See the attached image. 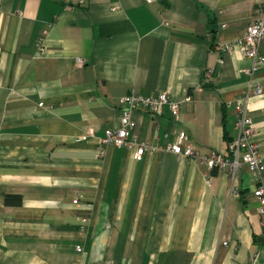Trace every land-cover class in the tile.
<instances>
[{"label": "crops", "instance_id": "crops-1", "mask_svg": "<svg viewBox=\"0 0 264 264\" xmlns=\"http://www.w3.org/2000/svg\"><path fill=\"white\" fill-rule=\"evenodd\" d=\"M262 7L0 0V264H264L247 166L233 178L166 149L185 131L203 156L232 158L234 105L259 84L249 116L264 162V66L246 73L238 46ZM161 93L190 101L178 123L169 106L134 112L155 153L102 144L124 97Z\"/></svg>", "mask_w": 264, "mask_h": 264}, {"label": "built area", "instance_id": "built-area-1", "mask_svg": "<svg viewBox=\"0 0 264 264\" xmlns=\"http://www.w3.org/2000/svg\"><path fill=\"white\" fill-rule=\"evenodd\" d=\"M156 1L144 0L149 6L154 5ZM257 15V19L247 27L245 35L238 42V46L243 50L245 56L253 61V66L246 70L248 74L264 66V56H261L259 52V47L264 42V7L257 11ZM223 28H226V26H223ZM39 45L42 46V42H39ZM232 47L231 45L220 46L218 50L228 53L232 50ZM82 63L83 61L79 60V64ZM261 94V86L254 84L253 89L244 98L237 100L234 105L237 112L236 127L239 132V138L230 148L232 158L228 154L217 152L203 156L200 150L190 142L185 131H180L177 141L174 144L166 146V149L178 156L192 158L202 162L210 170H227L233 178L242 165L247 166L254 176L255 187L253 189V196L258 202V214L264 231V162L259 154V144L253 140L254 128L249 116V102L251 98L260 96ZM189 101L190 97L178 102L173 101L166 93H161L152 98L137 95L126 96L121 100L119 114L120 125L117 129L106 131V135L102 139V144L124 148L132 145L130 143V139L132 138L135 148L133 159L139 161L145 154L155 153L158 148L150 146L148 143L137 141V137L133 133L137 125L133 118L134 112L138 109L145 108L150 114L160 116L163 113L164 107L169 106L172 121L178 123L182 120V109ZM98 154L99 156H103V150L98 149ZM231 193L234 198H241L237 186L233 185Z\"/></svg>", "mask_w": 264, "mask_h": 264}, {"label": "water", "instance_id": "water-1", "mask_svg": "<svg viewBox=\"0 0 264 264\" xmlns=\"http://www.w3.org/2000/svg\"><path fill=\"white\" fill-rule=\"evenodd\" d=\"M207 87H210V84ZM260 243L264 245V235L261 237Z\"/></svg>", "mask_w": 264, "mask_h": 264}, {"label": "trees", "instance_id": "trees-1", "mask_svg": "<svg viewBox=\"0 0 264 264\" xmlns=\"http://www.w3.org/2000/svg\"><path fill=\"white\" fill-rule=\"evenodd\" d=\"M12 200H14V199H10V198H9L8 201H7V203L12 202Z\"/></svg>", "mask_w": 264, "mask_h": 264}]
</instances>
